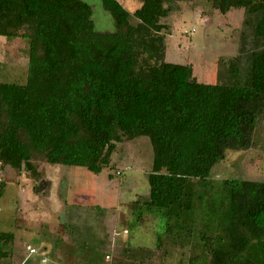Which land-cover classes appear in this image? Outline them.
<instances>
[{"label":"trees","instance_id":"1","mask_svg":"<svg viewBox=\"0 0 264 264\" xmlns=\"http://www.w3.org/2000/svg\"><path fill=\"white\" fill-rule=\"evenodd\" d=\"M100 1L112 32L94 31L84 0H0V36L28 41L26 81L0 82V173L10 167L39 180L46 163L97 176L117 144L145 136L149 192L134 202L163 215L159 258L264 264V181L213 176L227 149L253 147L264 112V0H201L222 15L243 10L237 54L218 57L215 83L164 60L162 20L195 0H138L133 12ZM78 29L92 34L81 61ZM5 187L0 177V197ZM11 247L0 233V261Z\"/></svg>","mask_w":264,"mask_h":264},{"label":"rangeland","instance_id":"2","mask_svg":"<svg viewBox=\"0 0 264 264\" xmlns=\"http://www.w3.org/2000/svg\"><path fill=\"white\" fill-rule=\"evenodd\" d=\"M84 1L92 8L94 31L115 30L100 0ZM118 1L129 12L140 5L138 0ZM178 5L162 20L167 26L164 60L188 64L196 80L215 83L218 57L237 54L243 10L232 8L222 15L201 0ZM91 35L89 30H77L75 61L89 57ZM27 60L26 39L0 36V82L24 83ZM252 138V148L226 150L213 168L215 178L264 181V112L258 116ZM151 162L149 140L140 136L117 144L110 165L97 176L39 163L41 178L35 180L26 171L17 174L6 167L0 173L6 183L0 197V233L11 237L12 256L0 264H56L72 251L85 252L87 260L81 257L71 264L104 260L107 264H176L175 258L161 260L153 250L163 236V215L134 202L148 195L146 174ZM165 240L163 236L164 244ZM143 250L149 253L138 254ZM189 254L187 250L183 258Z\"/></svg>","mask_w":264,"mask_h":264},{"label":"crops","instance_id":"3","mask_svg":"<svg viewBox=\"0 0 264 264\" xmlns=\"http://www.w3.org/2000/svg\"><path fill=\"white\" fill-rule=\"evenodd\" d=\"M64 241H68V238H66ZM124 249H125V248H124ZM153 250H154V249H153ZM136 253H138V252L136 251ZM145 253H149V251H147V250H143V252H140V253H138V254L142 255V254H145ZM69 254H70V253L65 254L66 256H65L63 262H58V263H56V264H71L73 261L78 262V260H79L81 257H83V258H82V261L87 260V255H86L85 252H84V253H81V254H77V253H74V251H72V252H71V255H69ZM151 254H152V253H150L149 255H151ZM62 260H63V258H62ZM72 260H73V261H72ZM58 261H61V260L58 259ZM80 261H81V260H80ZM80 261H79V262H80ZM88 261H89V259H88ZM97 261H99V260L96 259V262H97ZM140 261H141L142 263H145V260L143 259V257L140 258ZM89 263H91V262H89ZM78 264H80V263H78ZM91 264H92V263H91ZM96 264H107V263H106L105 260H104V261H102V263L99 262V263H96Z\"/></svg>","mask_w":264,"mask_h":264}]
</instances>
